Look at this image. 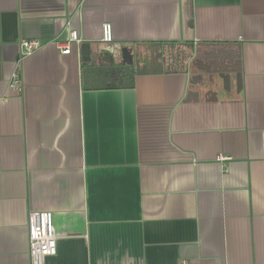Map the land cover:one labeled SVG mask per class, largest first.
<instances>
[{"label": "crops", "instance_id": "crops-1", "mask_svg": "<svg viewBox=\"0 0 264 264\" xmlns=\"http://www.w3.org/2000/svg\"><path fill=\"white\" fill-rule=\"evenodd\" d=\"M103 24L186 68L84 76ZM69 30L71 53L26 57L10 92L19 40ZM31 212L52 216L44 264H264V0H0V264H29Z\"/></svg>", "mask_w": 264, "mask_h": 264}, {"label": "water", "instance_id": "water-1", "mask_svg": "<svg viewBox=\"0 0 264 264\" xmlns=\"http://www.w3.org/2000/svg\"><path fill=\"white\" fill-rule=\"evenodd\" d=\"M185 47L193 50V44H185ZM141 48H147V53H142ZM166 56L161 57L156 53L155 47L148 46H133L122 47L120 45H113L110 43L99 44H81L79 47L80 61L82 63L83 75H105L108 78L114 79H128L137 72L140 64H153L157 60L167 63V68L173 69L174 67L186 68V60L188 55L175 51L173 45L167 46ZM234 59V58H233ZM229 57H223L221 60L227 67V75L219 74L218 78L221 87L224 89L228 82L235 80L236 91L240 89V74L235 69L236 61ZM210 86L214 85L213 79L210 78L207 82ZM217 86V84H215Z\"/></svg>", "mask_w": 264, "mask_h": 264}, {"label": "built area", "instance_id": "built-area-1", "mask_svg": "<svg viewBox=\"0 0 264 264\" xmlns=\"http://www.w3.org/2000/svg\"><path fill=\"white\" fill-rule=\"evenodd\" d=\"M101 42L110 43L112 41V32L110 24H103L101 27ZM18 55L14 70L8 84L10 92L19 93L22 90V81L20 74L21 62L33 53L41 50L46 45H52L61 55H69L72 47L80 43L76 30H69L68 38L64 41L53 39L47 44L40 40H19ZM217 159L224 160L219 156ZM27 238H28V257L29 264H44L47 257L55 253L56 233L53 228L52 216L50 213L31 212L26 220ZM180 264H189L186 261Z\"/></svg>", "mask_w": 264, "mask_h": 264}, {"label": "trees", "instance_id": "trees-1", "mask_svg": "<svg viewBox=\"0 0 264 264\" xmlns=\"http://www.w3.org/2000/svg\"><path fill=\"white\" fill-rule=\"evenodd\" d=\"M175 43H173L172 45H174Z\"/></svg>", "mask_w": 264, "mask_h": 264}]
</instances>
